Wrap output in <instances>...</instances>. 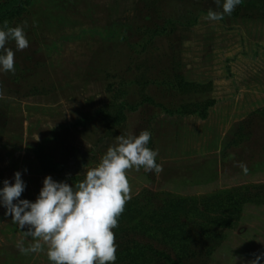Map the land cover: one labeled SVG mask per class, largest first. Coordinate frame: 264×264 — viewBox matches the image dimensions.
<instances>
[{"label": "rangeland", "instance_id": "1", "mask_svg": "<svg viewBox=\"0 0 264 264\" xmlns=\"http://www.w3.org/2000/svg\"><path fill=\"white\" fill-rule=\"evenodd\" d=\"M209 9L222 11L214 0H34L8 18L10 27L26 22L29 47L5 45L15 74L0 72V189L19 171V199L35 202L47 176L74 186L116 137L148 130L163 171L130 170L132 197L264 192V0H242L220 21L204 19ZM179 75L210 90L181 94L171 85ZM209 100L205 118L166 111ZM5 212L0 264H50L45 252L20 253L17 243L28 247L31 237ZM233 219L209 264H250L264 253V204ZM193 251L205 254L198 242Z\"/></svg>", "mask_w": 264, "mask_h": 264}, {"label": "clouds", "instance_id": "2", "mask_svg": "<svg viewBox=\"0 0 264 264\" xmlns=\"http://www.w3.org/2000/svg\"><path fill=\"white\" fill-rule=\"evenodd\" d=\"M214 3L222 11L209 9L205 20H223L242 0H223L222 3L214 0ZM26 26L25 22L22 26L10 27L5 20L0 27V72L15 74V54L5 45L14 41L18 51L27 49ZM150 139L148 130L138 136L116 137L98 165L87 168L82 181L70 186L47 176L35 202L19 199L26 187L19 171L14 173V183L3 181L0 206L6 209L5 215L12 217L13 224L20 229L27 227L28 231L22 234L32 241L28 247L23 240L19 241L20 253L45 252L50 264H115L117 244L113 230L119 226V218L132 199L128 172L143 169L146 173L159 174L163 171L162 165L157 163L158 150L148 147ZM239 166L247 173L245 164ZM261 259L264 253L256 255L250 264H259Z\"/></svg>", "mask_w": 264, "mask_h": 264}, {"label": "trees", "instance_id": "3", "mask_svg": "<svg viewBox=\"0 0 264 264\" xmlns=\"http://www.w3.org/2000/svg\"><path fill=\"white\" fill-rule=\"evenodd\" d=\"M33 1L0 0V22L21 14ZM174 78L172 88L181 94L210 90L209 85L189 80L186 76ZM146 101L153 103L152 99ZM215 104V100H209L202 104L180 106L175 111H166L172 115L205 118L208 110ZM101 112L105 113L104 109ZM107 116L110 115L107 113L105 117L108 118ZM124 119L122 117L121 120ZM76 179L79 182L84 177ZM262 193L264 192H254L248 188L245 192L217 191L202 201L174 197L160 200L151 190L143 189L126 204L125 211L119 218L120 226L114 231L117 244L115 264H195L196 260V264H209L208 258L217 254L228 237L226 229L236 226L234 215L243 212L247 206L264 204ZM129 234L145 238L147 243L132 237L126 239L125 236ZM196 242L202 245L204 256L193 251ZM226 248L225 246L222 251Z\"/></svg>", "mask_w": 264, "mask_h": 264}]
</instances>
